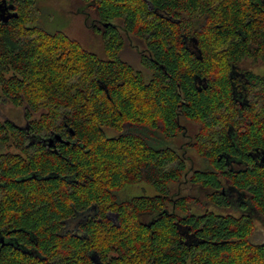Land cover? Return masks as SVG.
<instances>
[{"label":"trees","instance_id":"1","mask_svg":"<svg viewBox=\"0 0 264 264\" xmlns=\"http://www.w3.org/2000/svg\"><path fill=\"white\" fill-rule=\"evenodd\" d=\"M3 1L18 16L0 20V97L27 124L0 121V232L33 252L0 243V264H264L249 216L264 215V74L242 67L264 66V0H82L104 55L48 29L37 0ZM182 119L201 122L199 167ZM139 183L154 193L119 195Z\"/></svg>","mask_w":264,"mask_h":264},{"label":"rangeland","instance_id":"2","mask_svg":"<svg viewBox=\"0 0 264 264\" xmlns=\"http://www.w3.org/2000/svg\"><path fill=\"white\" fill-rule=\"evenodd\" d=\"M38 5L44 14L43 23L51 25L48 29L61 28L70 38L78 41L81 46L89 51L104 55L102 36L92 28L93 24L98 25L96 14L93 10H87L86 4L82 0H37ZM125 46L121 52V57L133 65L137 69H144L141 64V56L145 51L143 41L133 35L125 34ZM242 67L251 69L258 74H264V66L255 64L251 61H245ZM225 114V113H224ZM10 119L20 126H26L27 120L24 116L23 108H16L10 102L0 97V121ZM225 120V119H224ZM182 123L186 127V136L180 137L178 147L191 158L193 166L199 167L201 159L197 152L193 149H188V140L193 138L199 132L201 122L198 120L182 119ZM112 132H109L111 134ZM187 148V149H186ZM191 162V163H192ZM190 164V163H189ZM192 165V164H191ZM183 192L197 196L201 201L205 200L204 192L198 187L182 186ZM175 188H178L175 186ZM142 193L153 194L152 188L146 183L135 185H126L119 191L122 197H132ZM213 207H210L212 209ZM255 231L252 236V241L255 243H264V218L254 222Z\"/></svg>","mask_w":264,"mask_h":264},{"label":"flooded vegetation","instance_id":"3","mask_svg":"<svg viewBox=\"0 0 264 264\" xmlns=\"http://www.w3.org/2000/svg\"><path fill=\"white\" fill-rule=\"evenodd\" d=\"M261 160H262V162H264V157ZM235 165H236L235 167L242 166V163H241V161L240 162L238 161L237 163H235ZM241 207H240V209L242 210V208H244V206L242 208ZM240 209L239 208L234 209L233 207H231L230 211L233 213H236L237 215H239V214H245L246 215V212H242L244 210L240 211ZM254 210L255 209L253 208V211ZM249 214H250L249 216L253 217V219H252L253 222H255L257 220H261L262 218H264V215H259V214H257V212H249ZM0 243L2 245H6V244L14 245V246H16L15 248H18V249H20V247H21L20 250H22L23 252L28 253V254H31V252H33V249L31 247H29L25 243L18 242L16 240V238H14L13 235L8 234V233H1L0 232Z\"/></svg>","mask_w":264,"mask_h":264},{"label":"water","instance_id":"4","mask_svg":"<svg viewBox=\"0 0 264 264\" xmlns=\"http://www.w3.org/2000/svg\"><path fill=\"white\" fill-rule=\"evenodd\" d=\"M9 9L13 10L14 5L13 4L6 5L5 1H3V4H0V20H2L3 22H7V20L10 17H17L18 16L17 12H15V11L11 12V11H9ZM55 139L62 140L59 135H56ZM53 141H54V138H50L49 145H52ZM67 143H68V141H67Z\"/></svg>","mask_w":264,"mask_h":264}]
</instances>
